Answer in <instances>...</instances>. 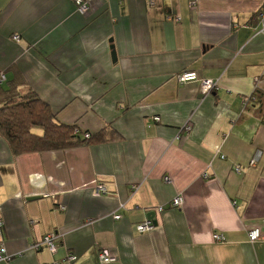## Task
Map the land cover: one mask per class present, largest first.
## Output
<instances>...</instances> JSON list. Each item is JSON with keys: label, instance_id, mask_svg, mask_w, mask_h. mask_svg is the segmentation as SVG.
I'll return each instance as SVG.
<instances>
[{"label": "crops", "instance_id": "obj_1", "mask_svg": "<svg viewBox=\"0 0 264 264\" xmlns=\"http://www.w3.org/2000/svg\"><path fill=\"white\" fill-rule=\"evenodd\" d=\"M87 1L0 0V72L62 123L119 136L15 156L0 135L1 264H264V0ZM50 233L57 253L34 250Z\"/></svg>", "mask_w": 264, "mask_h": 264}, {"label": "trees", "instance_id": "obj_2", "mask_svg": "<svg viewBox=\"0 0 264 264\" xmlns=\"http://www.w3.org/2000/svg\"><path fill=\"white\" fill-rule=\"evenodd\" d=\"M3 74L12 75L0 83V135L15 156L67 150L119 138L111 130L92 136L77 125L62 123L15 68ZM254 96L262 98L259 94Z\"/></svg>", "mask_w": 264, "mask_h": 264}, {"label": "built area", "instance_id": "obj_3", "mask_svg": "<svg viewBox=\"0 0 264 264\" xmlns=\"http://www.w3.org/2000/svg\"><path fill=\"white\" fill-rule=\"evenodd\" d=\"M73 3L76 6V9L78 10V12L82 15L88 14V12L91 10L90 1L73 0ZM258 17H259L261 24L263 25V31H264V7L260 11ZM14 39L19 41L20 37L15 36ZM1 77L2 78L0 79V83L4 82L6 80L5 75H2ZM197 80L200 81L201 91L204 94H209L212 90L216 89V87H217V82H215L213 80H209V79H199L196 73L188 72V73H184V74L177 77V81L180 83H186V82L197 81ZM155 120L160 121L159 118H155ZM184 130H185L186 134L189 135L193 130L192 124L191 123L187 124L186 127L184 128ZM86 137L88 138L89 135H87ZM261 157H262V152L259 151L256 154V156L250 161L249 166L254 167ZM238 171H240V169ZM165 181H169V178H166ZM96 191L99 194H108V192H109L107 190L106 186L103 184H98V186L96 187ZM183 203H184V198L179 196V197H176L172 201L171 207L175 208V209L181 208L183 206ZM62 209L64 210L65 208L62 207ZM158 211L163 212L164 207H159ZM120 218H121L120 215L114 216V219H116V220H119ZM136 229H137L139 234H145L148 232H152L155 229V226H154L153 221L151 219H146L144 222L138 224ZM57 239H58L57 234L50 233L47 236H45L44 238H42L41 240H39L36 244H34L33 249L36 251L42 250V249H47L52 254H56L57 250H58ZM213 239L215 242H225V237L220 233L214 234ZM249 239H250V242H252V243L259 241L260 240L259 230L251 231L249 233ZM11 259H12V257L8 255L7 249L4 246V244L0 243V264L3 262H9ZM98 260L101 264H108V263L114 262L115 258L110 253V251L102 250L98 254ZM75 261H77V257L75 255H69L64 262L72 263ZM54 264H60V263H54Z\"/></svg>", "mask_w": 264, "mask_h": 264}, {"label": "water", "instance_id": "obj_4", "mask_svg": "<svg viewBox=\"0 0 264 264\" xmlns=\"http://www.w3.org/2000/svg\"><path fill=\"white\" fill-rule=\"evenodd\" d=\"M112 56H113L114 59H116V54H115V52H113ZM38 199H39V198H30L29 201H36V200H38Z\"/></svg>", "mask_w": 264, "mask_h": 264}, {"label": "rangeland", "instance_id": "obj_5", "mask_svg": "<svg viewBox=\"0 0 264 264\" xmlns=\"http://www.w3.org/2000/svg\"><path fill=\"white\" fill-rule=\"evenodd\" d=\"M14 37H15V36H13L12 39H13L14 41L18 42L16 39H14ZM2 75H4V74L2 73L1 76H2ZM1 76H0V79L2 78Z\"/></svg>", "mask_w": 264, "mask_h": 264}]
</instances>
